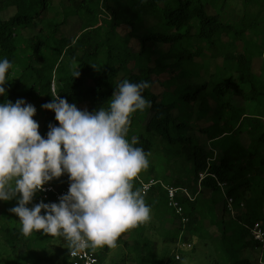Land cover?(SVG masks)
<instances>
[{
  "label": "trees",
  "instance_id": "obj_1",
  "mask_svg": "<svg viewBox=\"0 0 264 264\" xmlns=\"http://www.w3.org/2000/svg\"><path fill=\"white\" fill-rule=\"evenodd\" d=\"M227 1L0 0V59L13 65L0 103L23 99L42 107L55 91L92 112L108 107L123 80L151 85L143 91L150 107L131 117L134 147L147 156L158 147L176 170L162 180L135 178L153 213L154 238L144 223L130 228L117 241L125 252L115 264H180L175 254L196 240L215 250L211 264H264V245L249 231L254 223L264 225V68L254 72L252 65L255 58L264 64V0H239L243 14L235 23L221 18ZM32 29L36 34L26 38L23 32ZM207 53L205 71L200 63ZM45 111L50 118L42 137L58 124L55 113ZM50 184L62 187L68 180ZM168 189L176 190L181 215ZM228 198L235 216L225 220ZM0 234L8 253L1 264L57 260L46 254L54 236H25L13 226ZM65 242L58 264H69ZM109 249L95 252L98 264ZM245 249H260V260L241 257Z\"/></svg>",
  "mask_w": 264,
  "mask_h": 264
},
{
  "label": "clouds",
  "instance_id": "obj_2",
  "mask_svg": "<svg viewBox=\"0 0 264 264\" xmlns=\"http://www.w3.org/2000/svg\"><path fill=\"white\" fill-rule=\"evenodd\" d=\"M13 67L0 59V96ZM78 69L74 77L79 78ZM151 85L123 80L108 107L80 110L60 94L42 108L55 113L58 126L49 125L42 137L33 117L36 108L23 99L0 103V202L16 200L10 212L21 232L63 237L71 253L105 246L116 248L120 236L150 219L144 195L135 178L148 167L147 154L126 138L131 117L150 107L143 91ZM67 175V194L58 203L33 204L45 185ZM31 205V207H30Z\"/></svg>",
  "mask_w": 264,
  "mask_h": 264
},
{
  "label": "rangeland",
  "instance_id": "obj_3",
  "mask_svg": "<svg viewBox=\"0 0 264 264\" xmlns=\"http://www.w3.org/2000/svg\"><path fill=\"white\" fill-rule=\"evenodd\" d=\"M243 8L241 5V2L239 0H228L226 7L222 11L221 18L225 22H230V23H235L240 21L242 18L243 14ZM208 13H212L213 9L208 7L207 8ZM13 13L10 11L8 13L9 16H11ZM24 36L26 38L31 37L32 35L36 34V30H25ZM134 45H136V41H132ZM212 54V52H211ZM210 54L207 53L205 54L204 59L201 61V66L203 70H207L208 67L211 64V58ZM220 61H218V64ZM253 71L258 72L260 68H264V64L260 62L259 58H255L253 60ZM165 78L167 76H164ZM158 85L154 88L156 92L160 91L161 89L157 88ZM32 104L36 108V115L33 117L34 120H36L39 124V132L44 128L47 120L50 118V114L45 111L42 107H40L37 103H29ZM78 109L84 110L86 107L84 106H77ZM51 125L58 126L56 122L51 123ZM49 131V129H48ZM47 131V132H48ZM47 132L45 133L44 137L46 138ZM126 138L129 141H132L134 138V134L132 130H128ZM147 159L149 161L148 167L144 169L136 178L139 181H144L145 178L153 179V177H157V179L162 180L164 177H171L172 173L175 172L176 166L174 163L168 164L167 159L165 156L162 154V152L157 148H154L149 155L147 156ZM65 178L68 180V185L70 184L69 178L67 175H64ZM185 178H188L187 176L184 175ZM38 194H36L33 204L37 203V197ZM40 196V195H39ZM16 206V200L8 201V202H0V228H5V227H19L21 229V224L19 222L18 217L14 216L11 212L10 209L12 207ZM31 207V205H30ZM217 212L219 215H222V207L219 205L217 207ZM225 220H228L229 218L232 219V216L229 214H225L223 216ZM154 217L153 213L151 211L150 219L146 222H144L145 226V232L148 236H151L154 238V236L151 235L153 232L154 228ZM214 237L218 235V233L215 230H212L211 233ZM1 236V234H0ZM129 238H127L128 240ZM52 246L49 248L48 251H46V254L48 257L54 258L57 257V260L52 261L53 264H58L59 260L62 255V251L66 249V242L63 237H56L54 236L53 241H52ZM185 247V246H184ZM183 248V247H182ZM103 248H97V249H91L92 251L96 252L98 250H102ZM125 250L123 249L122 245H117L116 248H110L106 257V260L104 264H115L118 262L122 256ZM7 250L1 241L0 237V264L1 262L5 261L7 257ZM241 257H245L250 259L252 262H257L261 258V250L260 249H245L241 252ZM180 264H211L212 261L216 258V252L215 250L211 247L210 243L205 242L203 240H196L195 242L191 243V246L189 248H184L183 253L180 256ZM3 264V263H2Z\"/></svg>",
  "mask_w": 264,
  "mask_h": 264
},
{
  "label": "built area",
  "instance_id": "obj_4",
  "mask_svg": "<svg viewBox=\"0 0 264 264\" xmlns=\"http://www.w3.org/2000/svg\"><path fill=\"white\" fill-rule=\"evenodd\" d=\"M151 183V182H150ZM149 184H142V190L146 191L149 186ZM69 189V185L65 186H56L52 184L45 185V191L37 193L40 195L42 198H48L51 197L55 202H59V197L67 194ZM176 190L174 189H168V197L170 200V205L175 208V212L178 215H181V209L177 207L176 202L173 200L174 198V193ZM242 207V205L240 206ZM227 208H228V213L229 215L232 216V218L235 216V210L232 206V199L228 198L227 199ZM186 219H182V222H185ZM250 237L256 241L259 242L260 244L264 245V225L261 222L254 223L250 228ZM187 248L190 247V245L185 246ZM68 258H69V264H98V260L95 257V252L92 251L90 248L85 249L79 254L73 255L71 253V249L68 252ZM180 254H175V260L179 261L180 260Z\"/></svg>",
  "mask_w": 264,
  "mask_h": 264
}]
</instances>
